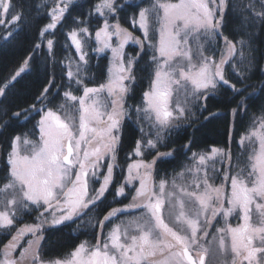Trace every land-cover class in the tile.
I'll return each mask as SVG.
<instances>
[{
    "label": "snow or ice",
    "instance_id": "1",
    "mask_svg": "<svg viewBox=\"0 0 264 264\" xmlns=\"http://www.w3.org/2000/svg\"><path fill=\"white\" fill-rule=\"evenodd\" d=\"M84 7L43 0L37 40L0 77V133L14 121H35L13 131L2 153L0 234L7 242L0 264H207L217 253L223 264H264V100L237 154L230 143L193 151L203 122L217 115H203L210 96L230 90L233 117L248 115L249 101L259 99L249 81L253 69L264 72V0H88L87 11L73 15ZM24 16V0H0V25L8 24L0 40L19 35ZM61 32L75 55L57 61ZM126 46H136L135 55ZM90 52L97 59L110 53L102 82ZM138 72H147L148 87L129 104ZM33 74L39 83L31 101L13 109L10 95ZM129 121L135 128L123 169L118 153ZM188 128L179 152L169 147ZM173 163L169 175L161 166ZM118 168L126 174L116 185ZM113 187L114 200L128 203L99 210ZM70 224L73 232L92 230L95 242L49 255L56 242L47 234Z\"/></svg>",
    "mask_w": 264,
    "mask_h": 264
},
{
    "label": "trees",
    "instance_id": "2",
    "mask_svg": "<svg viewBox=\"0 0 264 264\" xmlns=\"http://www.w3.org/2000/svg\"><path fill=\"white\" fill-rule=\"evenodd\" d=\"M16 2H20V0H16ZM78 2L81 4H85V7L83 9H76V11L73 12V15H76V13L79 11H87L88 0H78ZM136 2L139 3L140 0H136ZM42 4L43 0H24L25 16L20 25L22 31H20L19 35H17L10 42L5 43L3 40H0V45H2V47H0V77L8 75L12 70L17 68L23 58L28 54L29 49L33 45V42L37 40V29L43 26V24L46 22L43 8H37V6ZM121 22L124 23L123 20ZM7 26L8 24L0 25V33H3L4 29ZM124 26L130 27L126 23L124 24ZM66 31L67 28L63 30V32ZM63 32L59 33L57 36V39L59 41L56 47L57 61H62L66 55H75L74 48L69 50L63 47V44L65 43ZM135 34L138 36L141 35V33L138 31ZM225 35H230V32L226 31ZM259 40H264V37H258V41ZM257 47H260L259 42L257 44ZM127 51L135 55V52L137 51L136 46H128ZM46 52L47 48L46 46H43L41 51L37 54V63H39L41 69H43L44 66V57ZM90 55L92 57V74L96 77L97 83L102 82L103 77L106 74L108 64L107 56L102 54L101 57L97 59L94 53L90 52ZM216 58H219V51L216 52ZM147 61L148 57L144 56L140 61L141 67H143ZM51 68L52 66L49 65L50 71ZM58 70L59 69L57 67V71ZM137 76L138 83L134 86L133 95L128 100L129 104L139 103L142 90L148 87L147 72H138ZM232 82H235V79H233ZM38 83L39 81L35 74L25 77V79L21 81L19 85H17V89L15 90L17 94L15 96L10 95V107L14 109L18 105L27 106V103L31 101V95L38 87ZM249 83L256 86L254 90L249 89V92L252 93L253 96L259 97V99L249 101L248 115H245L243 112H241L236 117L232 116L231 109L236 106V100H233V94L230 90L225 91L224 89H221L215 95L209 97V99L207 100L208 112H205L203 115L208 116L209 112L216 113L217 115L203 122L204 126L201 128L200 132L197 133V147L193 148V151L210 148L211 146L225 147L230 143L233 154L235 155L239 152L237 141L240 139L241 134H243L248 127L251 116L253 114H255L256 116L260 115L259 105L261 103V100H264V96H261V86H264V72L253 69L251 72V79ZM25 85H28V87L25 88ZM237 99L239 98L237 97ZM197 114L199 115V113ZM38 118L39 117H36V119ZM33 123H35L34 120L23 125L21 124V122L14 121L12 128H10L8 131L0 133V168L4 167L2 153L3 150L7 147L8 137L12 134L13 131L20 132L31 129ZM134 128L135 125L132 124L131 121H129L124 129L123 144L118 153V163L123 169H126L127 163L130 162L126 159V156L132 143ZM229 129H231L232 132L231 141H229L228 137ZM192 131L193 130L191 128H188L186 132H181L178 135H174L169 147H174L179 152L181 145L187 142V139L189 138ZM160 150L168 151L169 148H161ZM179 158L182 159V157ZM161 167L166 168L169 175H171L172 168L176 167V163L170 165H162ZM177 170L179 169L177 168ZM124 174H126V172L122 173L120 168L114 170V182L116 185H119V183L122 181ZM215 183L219 184L220 179L217 178ZM113 193L114 187L110 189L109 193H106L107 199L103 204L99 205V210H105L107 205H111L112 207H121L124 204L128 203V200H125L122 197L116 198V200H114ZM117 200L122 201V204L117 203ZM97 214V211H93L92 213H90V215ZM33 216L25 217L24 222H32ZM123 218L125 217H121V219ZM86 219L87 217H85V220ZM75 228L76 224H70L69 226H63L61 231L59 232L48 233L47 235L49 240L56 242L54 246H50L48 248V254L53 255L68 251L81 240H90L93 243L95 242L94 232L92 230L84 231L83 229H81L79 231L73 232V229ZM6 242L7 239L5 238V236L3 234H0V244ZM213 263L219 264L218 260L214 261Z\"/></svg>",
    "mask_w": 264,
    "mask_h": 264
},
{
    "label": "rangeland",
    "instance_id": "3",
    "mask_svg": "<svg viewBox=\"0 0 264 264\" xmlns=\"http://www.w3.org/2000/svg\"><path fill=\"white\" fill-rule=\"evenodd\" d=\"M127 47H128V46H126V51H127ZM127 52H128V51H127ZM104 55H106V56L108 57V56L110 55V53H106V54H104ZM105 171H106V169H105ZM232 223H233V224L236 223V220L233 219V220H232ZM215 257H216L215 261L218 260L219 264H223V257H220L218 253H217V255H215ZM213 262H214V260H213V258L210 256V257L207 259V264H214ZM217 264H218V263H217Z\"/></svg>",
    "mask_w": 264,
    "mask_h": 264
}]
</instances>
